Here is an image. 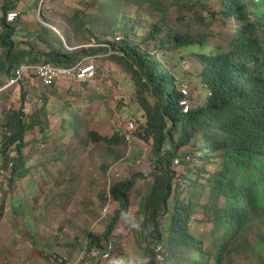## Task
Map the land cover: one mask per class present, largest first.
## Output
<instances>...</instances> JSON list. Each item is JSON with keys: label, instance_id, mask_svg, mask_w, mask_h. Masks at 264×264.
Listing matches in <instances>:
<instances>
[{"label": "rangeland", "instance_id": "obj_1", "mask_svg": "<svg viewBox=\"0 0 264 264\" xmlns=\"http://www.w3.org/2000/svg\"><path fill=\"white\" fill-rule=\"evenodd\" d=\"M33 2L38 3V0ZM245 2L251 9H260V0ZM48 3L54 4L56 11L55 13L51 11L49 18L45 19L49 25L56 22L58 31L55 32L48 25L40 23L27 41L31 42V47L47 52L54 46L62 53L76 54L82 48L92 49L93 46L97 47V44L105 41L112 42V47L117 52L123 43H133L150 54L155 53L162 64L161 67L175 78L177 88L187 90L188 95L195 99L196 103L207 100L209 92L201 80L199 50L194 46L176 50L172 48L164 50L162 47L174 33L192 37L203 33L211 43L210 50L224 46L229 32L220 16L213 15L214 12H219L217 0H50ZM1 7L0 20L3 16ZM153 26H157V30L152 36H148ZM116 36L123 37L122 43L114 42ZM16 40L24 42L17 36ZM41 43L44 48L39 47ZM93 50L95 55L105 52L96 48ZM93 54H84L81 60L94 56ZM94 63L97 69L94 81L60 80V85L55 84V91L59 93L53 96L51 102L53 109L49 111L47 108L44 110L45 92L31 97V80L27 79L19 85L7 87L9 77L0 76V153L3 136L9 133L5 127L7 114L11 110L21 111L27 106L30 108L29 104L32 114H39L40 119L43 113L44 116L54 113L52 131L55 132L58 127L57 130L62 131L65 126L70 136L69 139L42 140L38 133V130L42 131L41 127L32 128V120L27 117L26 124L30 126V131L27 133L26 143L28 141L27 145L31 147L27 160L30 158L31 166L35 165V168L37 165L40 166L44 173L33 168L31 178L24 181L32 182L25 186L27 195H24L25 198L19 200V203L15 199L14 210H10V197L14 193L21 194L20 190L15 188L22 178L19 172L7 178L2 201L5 199L3 203L6 204L9 200V206L7 211L5 205L6 213L0 223V264L28 263L30 259L31 263L48 261L53 264H64L70 260L60 258L57 253L71 250L70 240H67L68 225L70 226V215L79 210L89 215L86 217V235L78 236L79 244L89 242L93 245L112 241L114 250L108 264H146L148 241L144 229L146 214L142 204L154 182L153 178L136 179L128 191L130 199L128 213L120 217L112 231L106 234L118 208V202L112 196L111 189L116 183L125 181L135 174L150 173L152 170L155 159L153 141H146L140 134L144 133L147 121L142 100L146 99L154 105L156 98L146 88L137 86L125 66L112 58L96 57ZM127 122H133L136 130L135 139L130 143L124 138ZM90 132L105 137L117 134L119 140L114 144L95 142L91 139ZM200 146V142H194L180 151L181 157L190 155L194 161L191 164L174 163L173 169L177 175L169 206L172 209L176 197L191 201L194 213L189 222L190 232L202 240L205 250H210L222 230L214 229L213 222L205 219L203 205L211 202L212 194L207 187L206 179L208 175L218 172L220 160L216 156L217 153L200 157ZM22 164L25 166L26 158ZM2 166L0 160V168ZM37 183L41 184L39 194L32 189ZM84 184L86 191L89 192H86V196L79 192L83 191ZM58 190L62 197L53 194ZM48 192L51 194L48 195ZM46 196L47 202L35 205ZM79 196L85 199L80 204ZM221 202H224V198H221ZM107 205L109 209L104 213L103 209ZM36 206V218L29 217L28 220L35 221V227L38 228L36 236L43 239L42 246L37 247L39 252L42 251V256L39 252L33 251L30 257L21 246L26 244L28 237L19 234L18 230L20 232L23 230L21 216L34 215ZM161 213L164 219L169 216L162 211ZM54 220L61 221L63 225L58 228ZM15 227L18 228L15 230L17 241L14 237L13 241H10L11 231ZM104 228L106 230L101 241L90 239L91 236H95V232ZM42 229L45 232H42ZM77 231L83 234L81 230ZM57 232L60 240H52V236ZM259 232H264V214L261 213L256 214L241 230L230 249L231 253L223 259V264H257L258 255L246 251L247 243L244 246L241 242L243 237H247L251 245H255ZM18 245L21 247L16 250ZM9 248H13L14 251L9 252ZM261 250L264 252V248ZM162 254L164 259L158 260L163 264H175V260L168 261L165 254ZM204 261L216 264L213 258L210 260L204 258Z\"/></svg>", "mask_w": 264, "mask_h": 264}, {"label": "trees", "instance_id": "obj_2", "mask_svg": "<svg viewBox=\"0 0 264 264\" xmlns=\"http://www.w3.org/2000/svg\"><path fill=\"white\" fill-rule=\"evenodd\" d=\"M217 2L219 12L213 15L220 16L229 32L224 46L210 50L211 43L203 33L196 37L174 33L162 47L164 50H176L194 46L199 50L201 80L209 94L203 103H196L188 96L190 109L187 112L180 104L184 95L177 88L175 78L161 67L155 53L150 54L133 43L121 45V41L118 52L110 57L125 66L137 86L146 88L156 98L154 105L142 100L147 121L144 133L140 134L146 141H153L155 159L152 170L135 174L111 189L118 208L106 234L112 231L120 217L128 213V191L136 179L153 178L142 204L148 241L144 257L146 264H163L157 258L159 244V251L168 261L175 260V264L211 263L205 262L204 258H213L214 263L223 264L247 222L256 214H264V0H260V9L256 10L251 9L245 0ZM14 8L15 4L5 3L0 20V76L7 75L8 81L23 62H48L58 67H72L84 54L95 53L93 48L105 50L93 46L72 54L62 53L54 46L47 52L33 47L24 48V42L15 38L18 26L7 19L8 12ZM156 30L157 26H153L148 36ZM104 43L113 45L110 41ZM7 115L5 127L9 133L3 136L0 160L2 167L14 161L11 176H15L26 158L24 151L30 126L26 124L22 110H11ZM41 125L39 114L34 115L31 127ZM89 135L95 142L114 144L119 140L117 134L105 137L90 132ZM194 142L201 143L200 157L217 153L220 160L218 172L206 179L212 194L211 202L203 205L205 219L213 222L214 229L222 230L210 250H205L202 240L190 232L189 222L194 213L191 201L176 197L172 209L169 206L177 175L173 169L174 162L181 157L180 151ZM28 174L20 175V178ZM161 211L169 216L164 219ZM4 213L5 203L2 201L0 223ZM242 239L241 244L248 245L245 250L258 255L257 264H264V252L261 250L264 248V232H259L255 245H251L247 237Z\"/></svg>", "mask_w": 264, "mask_h": 264}, {"label": "crops", "instance_id": "obj_3", "mask_svg": "<svg viewBox=\"0 0 264 264\" xmlns=\"http://www.w3.org/2000/svg\"><path fill=\"white\" fill-rule=\"evenodd\" d=\"M34 0H0V6H3L5 3H10V4H15V8L14 9H20L21 10V15L20 17L18 18V20L16 22H11V23H15L17 26H18V30H17V33L15 35V38L16 36L21 39V40H24V44H23V47L24 48H27V49H30L31 47V42H27L29 41V39L31 38V34L37 29V26L41 23L43 25H48L51 29H54L55 32H57V25L56 22L54 23V25H49L48 24V20L45 19V17H48L50 16V12H54L56 11V6L54 4H49L48 2L50 0H38V3H34L33 2ZM2 9V7H1ZM56 16V15H55ZM39 47H43V43H41V45ZM44 48V47H43ZM101 53H99L100 55ZM28 80H31V97H34L35 95H38V94H41L43 92H45V103H44V110H46V108L48 109V111L50 109H53L51 107V102H52V99H53V96L56 94V93H59V91H55V87L53 88H46L40 81L36 80L35 77H31L29 78ZM60 81L57 82V84L60 85ZM49 90V92L47 91ZM30 108H29V115L27 117H29V120H32L33 121V114H32V108H31V105L29 104ZM48 106V107H47ZM44 114V113H43ZM42 115V118L40 119V122H41V129L42 131L38 130V133L40 134V139H53V140H60L62 138H67L69 139L70 136H69V132H67L65 129L66 127L64 126L62 131L60 130H57L59 129V127L55 130V132L52 131V122L54 121L53 120V115L54 113H52L53 115H48L47 116L45 115ZM26 117V121L28 120V118ZM42 120V121H41ZM62 122L63 120L60 119ZM59 125H60V122H59ZM36 128H40V127H36ZM71 131V130H70ZM28 143V141H27ZM30 146L27 145V148L25 149L24 151V155L26 157V164L25 166L22 164V169L19 171L20 175H25L27 172H29V174L22 179L21 182H18V187L14 188L15 189H18L20 190L21 194H13L10 198H11V207H10V210H14L16 207H15V199L16 201H18L19 203V200L21 199H24V195H27L26 192H25V186H29L32 182L29 180L27 183H25L24 181L28 180L31 178L30 174L32 171H34V169L36 170H39L40 172L44 173V169H41L40 166L37 165V167L35 168V165L34 166H31V162H30V158L27 160V157H30ZM30 162V163H29ZM28 163V164H27ZM24 166V167H23ZM34 168V169H33ZM33 169V170H32ZM22 183V185H21ZM25 183V185H24ZM33 189V192H37L39 194V189H41V184L37 183L34 185V188ZM17 191V190H16ZM15 191V192H16ZM60 190L56 191V193H53V194H56L58 197H62L63 195L61 193H59ZM79 192L83 193L84 196H86V189H85V184L83 185V191L79 190ZM89 193V192H87ZM51 192H48V195H50ZM52 194V195H53ZM54 195V196H56ZM47 197H42L39 202H37L35 205H37L38 203H45L47 202ZM5 201V199L3 200ZM85 199L81 198V196L78 197V203H82L84 202ZM6 210L8 211V206H9V200L6 201ZM32 208V207H31ZM25 212L27 210L23 209ZM6 213V211H5ZM34 215H29V214H24V216H21V219L23 220V230H18L19 234H23L24 236L28 237L27 241H25V245L24 244H21V246L26 250V252L28 253V256L32 257V252L33 251H36V252H39L37 250V247H41L42 246V243H43V239L40 238V237H37L36 235L38 234V228L35 227V221H31L28 220L29 217L33 218L35 217L36 218V213H37V206H36V210L33 212ZM89 215L85 212V211H82V210H79V212L77 211L76 213H73L70 215V226L68 225V228H69V233H68V237H67V240L69 241L70 240V243L71 244V250L68 251V252H58L57 255L60 257V258H63V259H75L80 251H81V248H82V244H79L78 243V240H79V237L78 236H81L83 237L82 235H86V217H88ZM54 222L56 223L57 227L60 228L61 225H63V223L58 222V221H55ZM68 224V223H67ZM16 229H18L17 227L13 228V231H11V234H10V241H13V237L16 239L17 241V237L15 236V233L17 231H15ZM77 230H81L83 232V234H80ZM105 228L100 231L98 230V232H95V236H91L90 239L93 241V240H96L97 241H101L102 239V235L103 233L105 232ZM42 232H45L44 229H42ZM80 237V238H81ZM58 238V239H57ZM53 239H56L57 241H59V237H58V232L55 233L53 236H52V240ZM20 245L17 246L16 250H19ZM13 248H9V252H13ZM42 251L39 252L40 256H42ZM31 259L28 261V263H22V264H53V263H49L48 261H45V263H37V261L35 263H31L30 262ZM110 262V261H108ZM107 262V264H108Z\"/></svg>", "mask_w": 264, "mask_h": 264}, {"label": "built area", "instance_id": "obj_4", "mask_svg": "<svg viewBox=\"0 0 264 264\" xmlns=\"http://www.w3.org/2000/svg\"><path fill=\"white\" fill-rule=\"evenodd\" d=\"M21 15L20 9H12L7 14L9 22H16ZM123 37L116 36L114 42H121ZM97 47L105 48V52L100 55H94L86 57L79 63L72 67H58L48 62H23L14 71L12 78L8 81L7 87L19 85L20 83L27 81L31 77H35L36 80L40 81L46 88H52L60 80H74L78 82H92L95 80L97 75L96 65L94 59L99 58H110L116 54L111 44L100 43ZM89 61V62H88ZM184 98L180 102L183 106V111L187 112L190 109V103L188 101V92L185 89H181ZM24 115H29V107H25L23 110ZM135 124L133 122H127L125 126L124 138L130 143L135 139ZM191 161L190 155L179 157L175 160V164ZM14 170V162L10 161L6 167L0 168V203L4 196L5 189L7 187V178L11 176ZM109 206L104 207V213H107ZM158 247L157 258L163 260L164 257L159 251ZM114 250V244L112 241H107L101 246L85 244L80 256L72 261H67L65 264H97L108 262L112 258Z\"/></svg>", "mask_w": 264, "mask_h": 264}, {"label": "clouds", "instance_id": "obj_5", "mask_svg": "<svg viewBox=\"0 0 264 264\" xmlns=\"http://www.w3.org/2000/svg\"><path fill=\"white\" fill-rule=\"evenodd\" d=\"M103 210H104V209H103ZM103 212H104V211H103ZM104 243H105V242H104ZM85 244H86V243H83L82 248H81V251H80L79 255H78L76 258H78V257L80 256V254H81V252H82V250H83ZM88 244L92 246V243L90 244V243L88 242ZM101 244H103V243H100V242H99L98 244H93V245H99V246H101ZM76 258H75V259H76ZM75 259H70V260H67V261H72V260H75ZM111 259H112V258H111ZM111 259H110L109 261H111ZM67 261H65V262H67ZM65 262H64V264H65ZM97 264H98V263H97ZM102 264H107V262L102 263Z\"/></svg>", "mask_w": 264, "mask_h": 264}, {"label": "bare ground", "instance_id": "obj_6", "mask_svg": "<svg viewBox=\"0 0 264 264\" xmlns=\"http://www.w3.org/2000/svg\"><path fill=\"white\" fill-rule=\"evenodd\" d=\"M13 162H14V161H13ZM14 168H15V163H14ZM12 173H13V172H12ZM12 173H11V174H12Z\"/></svg>", "mask_w": 264, "mask_h": 264}]
</instances>
